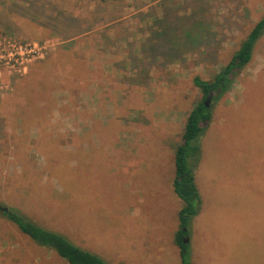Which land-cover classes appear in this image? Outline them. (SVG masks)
<instances>
[{
	"label": "rangeland",
	"instance_id": "1",
	"mask_svg": "<svg viewBox=\"0 0 264 264\" xmlns=\"http://www.w3.org/2000/svg\"><path fill=\"white\" fill-rule=\"evenodd\" d=\"M264 0H0V206L107 264H181L175 151ZM247 34V35H246ZM21 68V67H20ZM200 138L189 264H264V33ZM0 264H69L0 212Z\"/></svg>",
	"mask_w": 264,
	"mask_h": 264
},
{
	"label": "trees",
	"instance_id": "2",
	"mask_svg": "<svg viewBox=\"0 0 264 264\" xmlns=\"http://www.w3.org/2000/svg\"><path fill=\"white\" fill-rule=\"evenodd\" d=\"M263 33L264 17L255 24L242 42L240 49L213 78L204 80L201 77H196L194 79L203 98L189 113L184 133L175 151L176 170L173 190L184 203L179 213L181 229L177 234V244L182 257L181 264H189L187 261L188 245L183 242V237L187 233L183 231V228L187 226L192 217L197 215L201 203L195 181V170L201 149L200 138L212 121V107L206 106V99L211 97L216 100L231 89L234 79L252 60L255 45ZM4 214L23 234L38 245L54 250L69 264H107L97 255L72 244L61 234L36 225L21 214L13 211Z\"/></svg>",
	"mask_w": 264,
	"mask_h": 264
},
{
	"label": "built area",
	"instance_id": "3",
	"mask_svg": "<svg viewBox=\"0 0 264 264\" xmlns=\"http://www.w3.org/2000/svg\"><path fill=\"white\" fill-rule=\"evenodd\" d=\"M44 46L32 42L0 40V79L5 68H16L22 71L32 62L43 58ZM21 67V68H20Z\"/></svg>",
	"mask_w": 264,
	"mask_h": 264
},
{
	"label": "water",
	"instance_id": "4",
	"mask_svg": "<svg viewBox=\"0 0 264 264\" xmlns=\"http://www.w3.org/2000/svg\"><path fill=\"white\" fill-rule=\"evenodd\" d=\"M210 99H211V97H208L206 99V106H208V107L210 106ZM0 212L9 213L10 209L7 207L0 206ZM184 243H188V239L186 241H184Z\"/></svg>",
	"mask_w": 264,
	"mask_h": 264
},
{
	"label": "crops",
	"instance_id": "5",
	"mask_svg": "<svg viewBox=\"0 0 264 264\" xmlns=\"http://www.w3.org/2000/svg\"><path fill=\"white\" fill-rule=\"evenodd\" d=\"M247 35V34H246ZM256 46V45H255Z\"/></svg>",
	"mask_w": 264,
	"mask_h": 264
}]
</instances>
